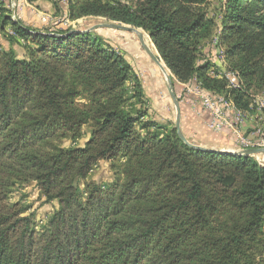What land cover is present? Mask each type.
I'll return each instance as SVG.
<instances>
[{"label": "trees", "instance_id": "obj_1", "mask_svg": "<svg viewBox=\"0 0 264 264\" xmlns=\"http://www.w3.org/2000/svg\"><path fill=\"white\" fill-rule=\"evenodd\" d=\"M206 1L68 0L66 18L142 28L175 84L200 83L249 109L244 94L264 87V0H224L220 33ZM61 24L31 28L0 1L1 30L12 25L25 50L0 48V264H264V164L197 149L173 124L147 119L146 91L124 55ZM211 38L242 88L201 60ZM106 159H121V172L89 181ZM29 181L57 204L47 220L12 199Z\"/></svg>", "mask_w": 264, "mask_h": 264}, {"label": "rangeland", "instance_id": "obj_2", "mask_svg": "<svg viewBox=\"0 0 264 264\" xmlns=\"http://www.w3.org/2000/svg\"><path fill=\"white\" fill-rule=\"evenodd\" d=\"M5 2V6L11 10V15L14 18H18L26 23L31 28H57L59 23H62L61 27L72 28L75 31H94L96 34L100 35L107 41H109L112 46L131 63L136 74L142 81L143 88L146 92L149 107L150 115L147 119L155 120L161 124H173L176 126V108L171 98V95L167 87V75L169 74L174 79V76L170 69L164 64L161 59V66L156 63V61L148 54L145 50L139 33L132 30L117 29L112 27L100 26L94 28V26L103 24V23H119V21L110 20L104 17H82L76 21H66L67 6L69 4L68 0H56V2L41 0L37 4H31L27 0H0ZM127 1V0H121ZM224 0H207L204 4L201 5L203 9L206 10L209 17L216 19L219 24L217 27L218 33H220V22L222 18V9L224 7ZM14 10V14H13ZM62 21V22H60ZM12 26V25H11ZM8 25L4 30L0 28V48L9 49L11 46L16 49L19 55L25 53L23 49V41L21 43L17 42V36L10 35L12 27ZM61 27H59L61 29ZM137 28V27H136ZM58 29V28H57ZM140 33L145 36L147 45L151 47L153 52L157 55L158 52L154 47L151 39L147 33L142 28H137ZM221 49L225 51L226 47L222 46ZM201 60L207 59L212 65L217 67L218 61L220 59V53L216 50L215 45L213 44L212 38L208 41H203L202 45L199 48ZM202 52V53H201ZM207 52L208 55L204 53ZM160 57V55H159ZM212 74V73H211ZM174 81V80H173ZM174 83V82H173ZM180 89V94L184 95L182 86L179 82L174 83V90L178 91ZM164 96L166 99H170L172 104L168 107H160V110L166 112L165 115H170V121H166V118H159L161 111L158 113V110L151 108L152 99L154 93ZM264 93L263 86H252L247 94H244V101L249 100L250 103L261 98ZM78 103L80 105H86L87 101L85 98H79ZM184 104V103H183ZM186 105V104H185ZM187 106V105H186ZM189 107V106H188ZM158 109V108H156ZM152 110V111H151ZM252 114L255 116V123L258 125L264 126V107L259 108L258 106L252 110ZM158 118V119H157ZM225 132V131H224ZM90 127L85 126L83 130V137L78 140L76 144H84L85 140L89 136ZM223 133V132H221ZM66 145H69V141L65 142ZM122 160L121 159H106L100 161L96 169L89 176V181H95L99 184H105L111 182L114 177H116L121 172ZM80 185H83V181L80 182ZM13 200H21L24 203L31 205V209L36 212L38 219L47 220V218L52 214L56 209L57 204L55 202H46L45 198L40 194L38 188L35 185V182H18L12 192Z\"/></svg>", "mask_w": 264, "mask_h": 264}, {"label": "built area", "instance_id": "obj_3", "mask_svg": "<svg viewBox=\"0 0 264 264\" xmlns=\"http://www.w3.org/2000/svg\"><path fill=\"white\" fill-rule=\"evenodd\" d=\"M66 21H70L66 19ZM214 43L216 41L214 40ZM220 54L218 61L219 73L211 72L212 75L228 80V88L237 90L242 88L243 81L238 71L230 69L228 61L223 54V49H217ZM183 94L178 99L189 106L193 112L201 114L206 111L211 119L207 121V127L213 132L221 133L230 130L233 134L236 149L230 150L235 154L250 148H264V126L255 123L256 118L252 114L255 107H264V93L261 98L254 99L249 109L239 107L233 98L222 94H211L200 83H181ZM250 126L249 130L246 127Z\"/></svg>", "mask_w": 264, "mask_h": 264}, {"label": "crops", "instance_id": "obj_4", "mask_svg": "<svg viewBox=\"0 0 264 264\" xmlns=\"http://www.w3.org/2000/svg\"><path fill=\"white\" fill-rule=\"evenodd\" d=\"M160 94L162 93H154V97H156V99L154 98V100H151V108L158 110V113L161 111V114L158 115L159 118H166L165 120L169 122L170 115H165L166 112L160 110V107H168V105L172 104V102L170 99L169 103V99H166L164 96H160ZM181 113L182 131L192 143L216 150L236 149L233 134L230 130H225L223 133H217L213 132L207 127V121L211 119V116L208 112L204 111L201 114H197L193 112V110H191L188 106L184 105L182 106ZM249 124L250 125L246 127V130H249L250 126L252 125V123ZM254 156L260 163L264 164V153L255 154Z\"/></svg>", "mask_w": 264, "mask_h": 264}, {"label": "water", "instance_id": "obj_5", "mask_svg": "<svg viewBox=\"0 0 264 264\" xmlns=\"http://www.w3.org/2000/svg\"><path fill=\"white\" fill-rule=\"evenodd\" d=\"M14 13L15 12L13 10V14ZM100 26H106V27H112V28L124 29V30H132V31L138 32L140 40H141L145 50L156 61V63H158L161 66V58L159 57V55H157L155 52H153V50L151 49V47L149 45H147L146 40H145V36L142 33H140V31L136 27H134L132 25L124 24V23H122V24H119V23H103V24H99V25L94 26L93 29L97 28V27H100ZM167 87H168V91H169V93L171 95V98H172L173 103H174L175 108H176V126L175 127L177 128V131H178L181 139L185 143H187L190 146L195 147L197 149L206 150V151H216V149H212V148H209V147H204V146H201V145L194 144L186 137V135L182 131V126H181L182 113H181L180 101H179V99L177 97L176 91L174 90L173 80H172V78H171V76L169 74L167 75ZM218 151L221 152V153H233V154H235L234 152H232L230 150H218ZM259 153H264V148H250V149H246L244 151H241V152H239L237 154L255 155V154H259Z\"/></svg>", "mask_w": 264, "mask_h": 264}, {"label": "bare ground", "instance_id": "obj_6", "mask_svg": "<svg viewBox=\"0 0 264 264\" xmlns=\"http://www.w3.org/2000/svg\"><path fill=\"white\" fill-rule=\"evenodd\" d=\"M165 64V63H164Z\"/></svg>", "mask_w": 264, "mask_h": 264}]
</instances>
